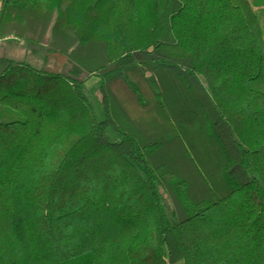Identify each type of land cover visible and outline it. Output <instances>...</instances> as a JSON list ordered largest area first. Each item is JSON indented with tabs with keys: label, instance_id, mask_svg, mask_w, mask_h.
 Instances as JSON below:
<instances>
[{
	"label": "trees",
	"instance_id": "16d2710c",
	"mask_svg": "<svg viewBox=\"0 0 264 264\" xmlns=\"http://www.w3.org/2000/svg\"><path fill=\"white\" fill-rule=\"evenodd\" d=\"M259 22L250 0H0V264H264Z\"/></svg>",
	"mask_w": 264,
	"mask_h": 264
},
{
	"label": "rangeland",
	"instance_id": "374dc122",
	"mask_svg": "<svg viewBox=\"0 0 264 264\" xmlns=\"http://www.w3.org/2000/svg\"><path fill=\"white\" fill-rule=\"evenodd\" d=\"M253 4V9L255 13L257 14L262 32L264 37V0H250ZM98 77L96 76H90L86 79L83 86V93L88 99L89 103L91 104L94 112V115L97 120H103L104 119V113L101 109V103H100V96L98 92ZM107 138L110 141H118L120 140V135L117 134L110 126H107L106 128V134ZM182 261H178L174 264H181Z\"/></svg>",
	"mask_w": 264,
	"mask_h": 264
},
{
	"label": "built area",
	"instance_id": "2783aa9c",
	"mask_svg": "<svg viewBox=\"0 0 264 264\" xmlns=\"http://www.w3.org/2000/svg\"><path fill=\"white\" fill-rule=\"evenodd\" d=\"M2 39L0 38V41H1Z\"/></svg>",
	"mask_w": 264,
	"mask_h": 264
}]
</instances>
